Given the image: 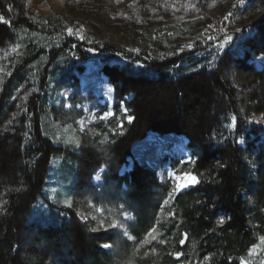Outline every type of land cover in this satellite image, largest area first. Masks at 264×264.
<instances>
[{"label":"trees","instance_id":"1","mask_svg":"<svg viewBox=\"0 0 264 264\" xmlns=\"http://www.w3.org/2000/svg\"><path fill=\"white\" fill-rule=\"evenodd\" d=\"M71 1L0 0V264H250V251L264 241V66L251 60L252 52L264 53V0H247L241 8L248 15L258 11L249 24L255 33L200 68L181 58L169 67L148 63L138 74L128 66L112 69L118 99L132 94V121L105 146V178L134 215L126 225L132 241L121 228L92 229L72 208L55 223L29 221L50 158L60 152L42 127L43 117L56 111L58 89L51 83L67 86L94 52L66 32L73 16H90ZM209 22L223 34L228 19L219 14ZM194 23L170 28L168 38ZM148 131L189 139L195 187L174 196L170 182L137 164L117 175L129 145ZM72 151L75 198L91 188L100 164L88 149Z\"/></svg>","mask_w":264,"mask_h":264},{"label":"rangeland","instance_id":"2","mask_svg":"<svg viewBox=\"0 0 264 264\" xmlns=\"http://www.w3.org/2000/svg\"><path fill=\"white\" fill-rule=\"evenodd\" d=\"M69 3L76 10L87 9L90 16H73L66 32L94 52L81 62L80 72L72 71L67 86L60 84L58 88L59 85L51 83L55 91L58 89L52 102L56 111L43 117L42 127L43 133L62 152L50 158L42 196L31 209L29 221L39 225L55 223L65 217L64 209L72 208L76 217L92 229L121 228L123 236L131 240L124 222L133 221L134 216L123 206L125 197L117 191L113 180H104L106 165L110 164L105 146L111 137L120 134L122 124L131 123L132 119L127 107L132 95L127 94L126 100H123L126 95L118 99L112 69L128 66L130 72L138 74L147 69L148 63H165L169 67L181 58H189L188 63L202 67L203 62L209 58L212 62L224 50L235 51L246 35L252 36L255 31L249 24L258 11L254 15L243 12L241 8L248 5L247 0H74ZM219 14L228 19L223 34L209 22ZM187 21L195 23L186 33L170 40L168 30ZM260 39L264 41V29ZM251 60L257 67L264 65V53L252 52ZM75 80L78 88H74ZM88 81L102 86L101 93L90 90ZM180 137L147 133L130 144L129 155L118 174L125 175L137 163L154 170L160 182L169 181L173 194L194 187L197 182L188 183L189 177H195L189 169L194 159L187 148L183 152L179 150ZM84 148L98 157L100 165L91 175V188L85 186L72 198L77 168L67 158L72 150ZM66 149L68 153L64 152ZM65 201H70V206ZM170 201L169 197L164 199L161 207ZM161 215L160 209L157 218ZM248 261L264 264V241L250 251Z\"/></svg>","mask_w":264,"mask_h":264},{"label":"bare ground","instance_id":"3","mask_svg":"<svg viewBox=\"0 0 264 264\" xmlns=\"http://www.w3.org/2000/svg\"><path fill=\"white\" fill-rule=\"evenodd\" d=\"M87 86L90 88V90H96L97 92H99V93H101V91H102V89H103V87L102 86H95V84L93 85V82L92 81H88L87 82ZM98 88V89H97ZM99 90V91H98ZM185 141V139H183L182 138V143H181V147H183L184 146V141ZM181 147L179 148V150L181 151L182 149H181ZM119 190V189H118ZM121 194V193H120ZM124 206V205H123ZM136 209V208H135ZM128 225V224H127ZM132 238V237H131ZM133 240V239H132ZM131 240V241H132ZM109 246V245H108ZM110 248V247H109Z\"/></svg>","mask_w":264,"mask_h":264},{"label":"snow or ice","instance_id":"4","mask_svg":"<svg viewBox=\"0 0 264 264\" xmlns=\"http://www.w3.org/2000/svg\"><path fill=\"white\" fill-rule=\"evenodd\" d=\"M233 120H235V117H233ZM195 182H197L196 177H189L188 178V183H195ZM65 203L70 206V201H65ZM220 222L222 223L223 221H220Z\"/></svg>","mask_w":264,"mask_h":264}]
</instances>
